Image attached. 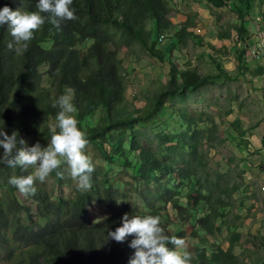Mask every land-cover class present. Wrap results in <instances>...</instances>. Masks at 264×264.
Returning a JSON list of instances; mask_svg holds the SVG:
<instances>
[{
	"label": "trees",
	"instance_id": "1",
	"mask_svg": "<svg viewBox=\"0 0 264 264\" xmlns=\"http://www.w3.org/2000/svg\"><path fill=\"white\" fill-rule=\"evenodd\" d=\"M205 1L219 8L230 2ZM237 1L245 2L247 10L256 2ZM168 2L73 0L70 7L77 18L61 21L57 28L48 22V14L41 13L46 17L45 23L22 53L8 49L13 38L7 25L0 27V130L8 135L17 132L18 139L25 140L27 147L38 143L46 148L59 111L52 107L53 101L60 95L70 94L77 109L73 115L78 126L86 133L93 156L103 160L96 163L91 159L95 171L88 192L78 190L77 181L66 172L65 165L61 168L63 179L55 172L50 174L53 189L72 186L70 198L55 197L45 181H36V194L26 197L9 179L32 174L34 169L11 168L0 163L3 264H129L135 251L128 246L133 237L123 243L107 239L109 231L121 226L125 213L159 215L165 234L186 241V251L193 257L191 264L242 262L235 252L241 235L234 225L243 205L232 200L241 186L220 181L222 175L218 173L211 176L197 143L203 135L211 141L212 131L207 134L198 127L201 115L195 118L173 102L185 99L192 89L213 81L214 75H200L188 67L178 66L169 51H182L188 38L200 46L207 42L205 36L196 31L194 18L187 14L183 19H175L176 7ZM257 2L264 5V0ZM37 3L38 0H0V9L8 6L13 11H34ZM262 6L256 11L257 15L261 14L260 18L250 15L255 11L249 12V19L245 18L246 11L242 12L244 19L237 29L240 44L237 42L233 47L238 71L254 76L264 72V64L249 52L248 47L259 34L254 32L256 36H250L246 24L252 22V26L264 29ZM216 35L220 41L232 38L230 31L224 28ZM208 45L211 51H220ZM133 46H139L165 65L168 75L166 82L146 95L144 105L139 108H130L127 102V85L119 56L123 47ZM203 50L217 63V56L206 48ZM249 59L257 61L252 69L245 64ZM178 111L186 128L179 134L163 131L158 135L159 144L169 143L165 145L169 156L160 158L157 151L143 145L135 124L164 115V112ZM125 134L130 142L127 149L120 139ZM2 154L3 148H0V156ZM130 195L137 196L139 207L129 204ZM93 200L103 202L108 213L91 222L89 205ZM231 208H236L237 213L233 215ZM22 211L26 221L21 220ZM221 236L228 242L226 248L220 241ZM189 237L196 240L189 242ZM261 238L260 245L264 248V234ZM253 264H264V261L256 257Z\"/></svg>",
	"mask_w": 264,
	"mask_h": 264
},
{
	"label": "rangeland",
	"instance_id": "2",
	"mask_svg": "<svg viewBox=\"0 0 264 264\" xmlns=\"http://www.w3.org/2000/svg\"><path fill=\"white\" fill-rule=\"evenodd\" d=\"M168 1L176 7L174 18L179 20L185 18L187 14L192 16L197 24L196 31L204 35L207 42L204 41L206 45L200 46L188 38L182 51L172 49L169 54L174 56L173 59L180 67H188L200 75H214L213 81L192 89L183 100H174V105L180 106L181 110H187L195 118L201 115L202 118L198 119L200 120L198 127L204 129L203 132L207 134L212 131L209 136L214 138L211 141L203 135L197 143L199 151L205 155L206 169L210 171L211 176L215 177V173H218L222 175L220 181L241 186L232 196L233 202L243 205L240 209L241 216L234 225L241 235L235 247L236 254L242 259L240 264H253L256 257L264 261V248L260 245L261 235L264 234V72L254 76L250 72L244 74L238 71L236 50L233 48L239 39L237 29L241 27L244 19L242 12L246 11L244 14L247 13L245 15L247 19L251 18L250 15L260 18L261 14L257 15L256 11L262 5H258L256 0L252 8L247 10L245 2L239 4L237 0H230L228 5L222 8L209 5L205 0ZM254 11V14L249 15V12ZM251 23L246 25L249 28L248 33L253 37L256 36L254 32L258 34L261 30ZM220 28L228 29L232 38L220 41L216 35ZM208 43L213 49L218 48L221 52L211 51L210 47L208 49ZM204 48L217 56V63L205 54ZM119 56L127 85V102L130 108L142 107L146 95L162 82L167 81V67L146 54L139 46L127 47V49L123 47L119 51ZM261 63L264 64V61ZM245 64L252 69L257 65V61L249 59L245 60ZM44 81L48 82L45 76ZM135 127L140 132L139 137L144 142L143 145L157 151L160 158L169 156L165 147L169 143L159 144L158 135L163 131L179 134L186 128L180 111L164 112V115L139 122ZM120 139L127 149L130 145L129 137L125 134ZM84 151L90 159L94 158L96 163H103V160L93 156L91 146L87 145ZM65 170L69 174L66 165ZM45 184L55 197L70 198L73 195L72 186L53 189L52 179L49 178L45 180ZM127 186L133 191L130 185ZM129 204L139 207L141 203L136 195H130ZM89 207L91 222L108 213L103 202L93 200ZM231 211L233 215L237 213L236 208H231ZM21 216V220L26 221L24 211L21 212ZM186 229L189 233L190 226L187 225ZM224 235H226L225 231L222 232V236ZM222 236L220 241L226 248L228 242H224ZM188 240L194 242L196 239L189 237ZM187 249L186 245L180 250ZM3 254L4 251H0V264L5 261Z\"/></svg>",
	"mask_w": 264,
	"mask_h": 264
},
{
	"label": "clouds",
	"instance_id": "3",
	"mask_svg": "<svg viewBox=\"0 0 264 264\" xmlns=\"http://www.w3.org/2000/svg\"><path fill=\"white\" fill-rule=\"evenodd\" d=\"M73 0H38L34 11H13L8 6L0 9V27L7 25L12 42L7 47L16 53H22L29 47V42L45 23L59 27L64 20H75L77 17L71 9ZM53 108H58L56 126L52 130L48 146L41 148L37 143L27 147L26 141L18 139V133L8 135L0 130V148L3 154L0 163L11 167L34 172L28 175L13 176L9 183L24 196L36 194L35 182H44L51 173L63 179L62 166L66 165L72 179L77 181L80 191L88 192L92 188V173L95 171L90 157L84 149L89 143L86 133L78 126L79 122L73 115L77 109L70 94H63L53 101ZM58 129V131L56 130ZM121 226L107 233V239L117 243L125 242L133 237L129 247L134 249L129 264H191L192 254L179 250L186 247V241L177 236L165 234L159 215L129 216L125 213ZM169 245L174 246L170 248Z\"/></svg>",
	"mask_w": 264,
	"mask_h": 264
},
{
	"label": "built area",
	"instance_id": "4",
	"mask_svg": "<svg viewBox=\"0 0 264 264\" xmlns=\"http://www.w3.org/2000/svg\"><path fill=\"white\" fill-rule=\"evenodd\" d=\"M259 18V17H258ZM264 21V20H263ZM259 35L254 39L253 44L249 47L250 54L258 59L260 62L264 61V29L258 33ZM240 42H238V45Z\"/></svg>",
	"mask_w": 264,
	"mask_h": 264
}]
</instances>
